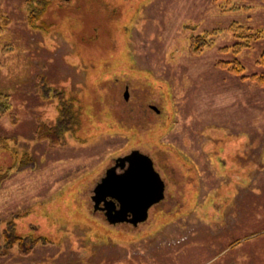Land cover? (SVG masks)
Here are the masks:
<instances>
[{
	"label": "rangeland",
	"instance_id": "374dc122",
	"mask_svg": "<svg viewBox=\"0 0 264 264\" xmlns=\"http://www.w3.org/2000/svg\"><path fill=\"white\" fill-rule=\"evenodd\" d=\"M42 4L0 0V264H264V83L217 64L264 75V0H48L32 27ZM233 23L261 37L235 50ZM51 88L80 106L57 144ZM132 149L164 198L111 224L93 188Z\"/></svg>",
	"mask_w": 264,
	"mask_h": 264
},
{
	"label": "water",
	"instance_id": "95a60500",
	"mask_svg": "<svg viewBox=\"0 0 264 264\" xmlns=\"http://www.w3.org/2000/svg\"><path fill=\"white\" fill-rule=\"evenodd\" d=\"M127 91H125V96ZM93 188L92 200L109 223L136 225L164 198L165 183L152 158L138 149L118 156ZM117 168H123L118 172Z\"/></svg>",
	"mask_w": 264,
	"mask_h": 264
},
{
	"label": "trees",
	"instance_id": "16d2710c",
	"mask_svg": "<svg viewBox=\"0 0 264 264\" xmlns=\"http://www.w3.org/2000/svg\"><path fill=\"white\" fill-rule=\"evenodd\" d=\"M34 0H26L28 5ZM39 2L41 0H38ZM45 4H42V7L29 9L28 18L32 27H41L44 25L50 26L53 24H47L46 20L42 18V14L45 12L48 0H45ZM38 23H35L36 21ZM1 26V25H0ZM2 27V26H1ZM230 29L233 31V35L238 39L234 43L235 50H240L243 47L250 46L254 40H257L261 37L262 30L243 27L237 23H233L230 26ZM209 33L205 32L201 35H197L191 38V48L194 52H199L203 50L206 46H209L212 43V39L207 36ZM226 49V47L224 48ZM7 46L4 47V51H7ZM218 66L225 68L231 71L234 74L239 75L241 79H247L256 84L264 83V75L257 72L253 73H244L245 67L238 60L233 59L232 61H219ZM257 65L264 67V50L260 53L259 58L256 60ZM76 95V94H75ZM75 95L72 91H66L65 89L51 88L49 89L48 97L55 100L56 105V115L54 116L53 122L50 124L40 123L36 129V137L40 140L47 139L53 144L62 142L66 134H71L76 130L75 122L78 119L80 114L79 105L75 106L73 99ZM9 108V95L5 92H0V114H3ZM1 141V140H0ZM1 178V177H0Z\"/></svg>",
	"mask_w": 264,
	"mask_h": 264
},
{
	"label": "flooded vegetation",
	"instance_id": "af4514ba",
	"mask_svg": "<svg viewBox=\"0 0 264 264\" xmlns=\"http://www.w3.org/2000/svg\"><path fill=\"white\" fill-rule=\"evenodd\" d=\"M125 91H127V95L125 96ZM125 91H124V93H123V97H125L124 99H127V97H128V94H129V92H128V86H126L125 87ZM148 106H149V108H151L152 110H154V111H156V112H158V110L155 108V106L150 102V104H148ZM126 154V153H125ZM124 155V154H123ZM115 162V161H114ZM114 162H113V164H114ZM113 164H111V165H113ZM110 165V166H111ZM153 165H154V163H153ZM155 167V166H154ZM123 168H117L116 170L118 171V172H120L121 170H122ZM155 170H157L156 168H155ZM159 172V171H158ZM160 202V201H159ZM159 202H157L156 204H158ZM156 204H154V205H156ZM154 205H152V206H154ZM151 206V207H152ZM98 209H100V208H98Z\"/></svg>",
	"mask_w": 264,
	"mask_h": 264
}]
</instances>
